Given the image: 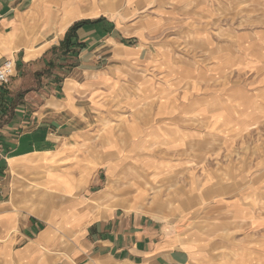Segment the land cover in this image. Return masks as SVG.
Segmentation results:
<instances>
[{"label":"crops","instance_id":"0c3cea01","mask_svg":"<svg viewBox=\"0 0 264 264\" xmlns=\"http://www.w3.org/2000/svg\"><path fill=\"white\" fill-rule=\"evenodd\" d=\"M48 1L0 0V65L20 68L0 92V264H251V241L264 264V198L224 196L216 156L201 154L203 136L227 147L256 125L233 120L218 83L264 82V27L207 25L235 0H126L151 9L143 31L97 0ZM216 209L261 229L215 237L203 212Z\"/></svg>","mask_w":264,"mask_h":264},{"label":"rangeland","instance_id":"374dc122","mask_svg":"<svg viewBox=\"0 0 264 264\" xmlns=\"http://www.w3.org/2000/svg\"><path fill=\"white\" fill-rule=\"evenodd\" d=\"M98 5L101 11L106 9L107 16L114 14L124 13L126 15V23L130 26V23L137 22V29L144 30L147 24V17L151 14V9L146 8L145 2L139 3L136 7L139 9L136 10V7H128L129 3L126 0H105L107 7H103V0H97ZM45 4L49 6H57L58 8H63L70 4V6H75V8H82L83 6H91L89 0H49ZM166 2H163V5H166ZM172 8L177 9L180 7L181 3L173 2L170 4ZM196 4L191 3L187 7L181 9V14L189 18L185 23L190 25V28L194 26V15L196 10L194 8ZM210 5V3H208ZM171 8V7H170ZM218 16L215 21L208 20L207 25L212 24L217 27L223 25H231L235 31L241 30L245 27H264V0H235L233 2L220 3L218 1L217 8ZM98 17V16H97ZM189 30V29H187ZM218 36H222L218 34ZM236 33L234 35V51H237L236 46ZM183 41L185 42L182 52L186 56H192L193 53L198 52V48L193 45L195 42L193 34L186 33L183 36ZM3 46L7 47L5 41ZM8 59V58H6ZM5 59V60H6ZM9 59L15 60L12 57ZM4 60V61H5ZM16 61V60H15ZM17 63V61H16ZM20 68L18 64L16 66V73L14 77L10 80L8 85H5L2 90L8 92V89L15 87L16 81L19 80ZM206 83V82H205ZM20 86L24 85V78L19 84ZM247 87L250 90L260 89V98H253V95L247 94ZM219 89L228 88L232 90L234 96V107L232 110L233 120L240 118L243 124L244 122H253L256 125H252L249 129H243L242 131L234 130L235 136H232V141L230 146H225L220 142L222 136L219 138L210 139L209 136L202 138L201 154L212 153L215 155L217 160L216 164L219 166V170L215 173V181L219 182L221 186L217 189L223 193V186H229L235 191L234 195L241 191H255L258 194V198H264V82L254 80L252 76H244L241 74H233L229 81L219 82ZM0 89V92L2 91ZM12 102L8 103L11 105ZM258 104V105H257ZM259 111V112H258ZM241 124V125H242ZM244 123L243 125H245ZM229 137V136H228ZM208 144H211L209 147ZM200 148H198L199 150ZM196 150V149H194ZM223 156H226L227 159L224 161ZM226 166V167H225ZM225 167V168H224ZM232 167L234 170H232ZM228 168V169H226ZM170 184L162 183L161 187L167 189ZM161 188V189H162ZM164 193V192H162ZM160 192V196L162 195ZM158 194V195H159ZM144 198V196H142ZM140 199H142L140 197ZM207 219L212 220L211 222V231L215 237L224 238L227 237L228 232L231 233V227L240 228L235 230L230 237L236 235L238 232H245L244 234L252 235L253 230L261 229L254 228L246 223L237 224L234 220H228V216L223 209L209 210L204 211L203 216ZM205 217V218H206ZM232 221H234L232 223ZM232 224V225H228ZM264 228V227H263ZM252 233V234H251ZM264 234V229L259 232ZM238 236V235H237ZM236 236V237H237ZM230 243H228L229 246ZM251 264H257V242L251 241ZM236 246V245H235Z\"/></svg>","mask_w":264,"mask_h":264},{"label":"built area","instance_id":"2783aa9c","mask_svg":"<svg viewBox=\"0 0 264 264\" xmlns=\"http://www.w3.org/2000/svg\"><path fill=\"white\" fill-rule=\"evenodd\" d=\"M16 66V61L12 59H6L0 65V89L10 83L16 73Z\"/></svg>","mask_w":264,"mask_h":264},{"label":"trees","instance_id":"16d2710c","mask_svg":"<svg viewBox=\"0 0 264 264\" xmlns=\"http://www.w3.org/2000/svg\"><path fill=\"white\" fill-rule=\"evenodd\" d=\"M77 26V25H76ZM76 26L72 29V30H74L75 28H76Z\"/></svg>","mask_w":264,"mask_h":264}]
</instances>
